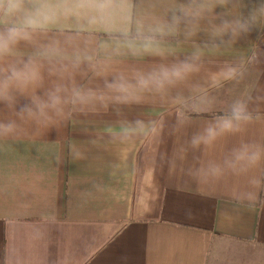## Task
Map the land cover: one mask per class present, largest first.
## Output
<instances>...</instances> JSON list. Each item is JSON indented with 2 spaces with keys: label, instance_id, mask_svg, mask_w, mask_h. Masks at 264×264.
Wrapping results in <instances>:
<instances>
[{
  "label": "clouds",
  "instance_id": "1",
  "mask_svg": "<svg viewBox=\"0 0 264 264\" xmlns=\"http://www.w3.org/2000/svg\"><path fill=\"white\" fill-rule=\"evenodd\" d=\"M246 8V0H175L169 5L148 0L144 6L134 0H0V142L43 139L50 131L59 140L61 130L75 118L109 108L118 117L116 126L106 129L114 143L162 141L165 128L172 135L182 132L194 117L214 111V90L239 83L250 73H264V47L257 44L235 62L216 64L214 71L208 67L214 63L206 59L209 54L231 49L260 28L264 2L247 14ZM201 33L207 40L177 54L174 43ZM22 45L33 50L22 52ZM125 56L154 60L147 66L113 67ZM85 68L101 83L82 82ZM206 71V80L197 79ZM150 100L168 111L147 120L127 118L124 109ZM169 112L174 117L170 125ZM262 120L264 90L235 98L205 119L171 156L162 154L161 162L185 171L190 150L240 136L219 160L194 157L186 175L208 187L243 178V184L231 185L230 197L249 209L264 205V137L243 138ZM68 147L73 161L87 159L76 143ZM121 260L127 264V257ZM2 264L19 261L9 250Z\"/></svg>",
  "mask_w": 264,
  "mask_h": 264
},
{
  "label": "crops",
  "instance_id": "2",
  "mask_svg": "<svg viewBox=\"0 0 264 264\" xmlns=\"http://www.w3.org/2000/svg\"><path fill=\"white\" fill-rule=\"evenodd\" d=\"M134 2L144 6L148 0ZM262 2L246 0L245 14ZM259 27L231 49L209 54L206 59L214 63L208 67L214 71L216 64L235 62L255 44L264 47V17ZM98 35L103 37L102 32ZM205 40L201 33L193 40L181 38L174 47L182 55ZM32 50L21 46L22 52ZM153 60L119 57L113 67L147 66ZM84 71L82 82L101 83L90 70ZM208 75L206 71L197 79ZM261 90L264 73L225 83L212 92L217 97L214 111L194 117L178 134L165 128L162 141L114 143L106 129L116 126L118 117L109 108L75 118L61 130L59 140L50 131L43 139L0 142V264L9 250L19 264H123L121 257H127V264H264V205L249 209L229 195L231 185L243 184V178L208 187L186 175L194 157L219 160L242 137L229 136L211 148L190 150L185 171L161 162L162 154L171 156L231 100ZM166 111L165 105L151 100L124 109L128 119L146 120ZM167 119L170 125V112ZM259 137H264V120L243 136ZM70 142L80 147L86 160H72ZM115 164L121 167L114 169Z\"/></svg>",
  "mask_w": 264,
  "mask_h": 264
}]
</instances>
